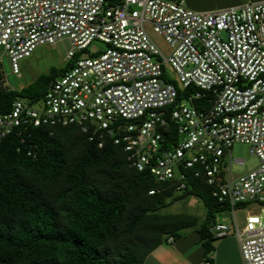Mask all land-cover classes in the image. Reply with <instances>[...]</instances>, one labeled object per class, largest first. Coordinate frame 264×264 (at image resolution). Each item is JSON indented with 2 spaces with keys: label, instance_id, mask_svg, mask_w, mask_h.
Returning a JSON list of instances; mask_svg holds the SVG:
<instances>
[{
  "label": "built area",
  "instance_id": "2783aa9c",
  "mask_svg": "<svg viewBox=\"0 0 264 264\" xmlns=\"http://www.w3.org/2000/svg\"><path fill=\"white\" fill-rule=\"evenodd\" d=\"M145 26L164 41L167 57ZM64 41L72 67L41 101L18 99L0 115V142H22L32 128L76 127L99 149L120 147L129 169L177 192L192 172L231 215V226L214 223L210 236L233 233L242 264H264V0L213 12L188 10L182 0H0L3 87L22 89L8 85L4 61L19 79L20 61ZM93 42L104 48L77 57ZM178 90L187 92L180 102ZM236 144L248 146L258 165L233 177ZM239 205L257 211L242 228Z\"/></svg>",
  "mask_w": 264,
  "mask_h": 264
},
{
  "label": "trees",
  "instance_id": "16d2710c",
  "mask_svg": "<svg viewBox=\"0 0 264 264\" xmlns=\"http://www.w3.org/2000/svg\"><path fill=\"white\" fill-rule=\"evenodd\" d=\"M73 62L18 92L3 87L0 74V115L18 99L41 101ZM186 93L178 90L177 102ZM195 106L207 108L203 101ZM22 138L0 142V264H143L154 248L196 226V217L162 213L185 196L205 207L198 235L210 252L208 229L226 208L192 172L177 192L129 169L120 147L106 142L99 149L76 127L32 128Z\"/></svg>",
  "mask_w": 264,
  "mask_h": 264
},
{
  "label": "rangeland",
  "instance_id": "374dc122",
  "mask_svg": "<svg viewBox=\"0 0 264 264\" xmlns=\"http://www.w3.org/2000/svg\"><path fill=\"white\" fill-rule=\"evenodd\" d=\"M145 30L153 43L156 45L161 54L167 57L170 54V51L164 41L152 33V30L149 26H145ZM104 46L99 42H93L87 50L79 53L77 56L80 58H85L90 54L102 50ZM71 49L70 44L67 41L59 43L55 46H40L38 47L33 54L18 63L20 78H16L10 74V69L7 61H4V69L7 75V83L11 88H24L31 83H33L37 77L42 74H47L51 68L61 69L66 63V54ZM169 78L174 81L175 76L169 70ZM176 84V83H175ZM177 85V84H176ZM230 156L232 159V164L230 166L231 175L233 177L241 176L246 174L248 171L257 167V160L250 155V148L246 145L236 144L230 150ZM243 160L244 165L239 166L234 161ZM226 165L229 164V158L224 159ZM179 195V194H177ZM228 216L230 214L227 211ZM246 212H257L254 206L241 207L240 209L235 210L234 218L235 223L238 228L244 226ZM164 214H186L197 218L196 228L202 224L205 219L206 210L202 202L194 196H185L177 200L175 203L169 207L162 210ZM229 222L231 219L229 218Z\"/></svg>",
  "mask_w": 264,
  "mask_h": 264
},
{
  "label": "crops",
  "instance_id": "0c3cea01",
  "mask_svg": "<svg viewBox=\"0 0 264 264\" xmlns=\"http://www.w3.org/2000/svg\"><path fill=\"white\" fill-rule=\"evenodd\" d=\"M165 1L175 2L179 0ZM182 1L188 10L194 12H213L238 7L244 4L256 3L261 0ZM227 211L229 210L226 208L225 211L216 214L214 217V223L231 226L232 221L229 222L231 215L229 214L228 216ZM247 213L249 212H246V214ZM199 228L194 226L180 231L177 239H171V242H168V239L166 242L154 248L143 264H242L239 243L233 233L219 240H214L212 238L213 241L211 243V250L209 253H205L198 235Z\"/></svg>",
  "mask_w": 264,
  "mask_h": 264
}]
</instances>
